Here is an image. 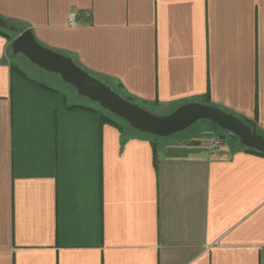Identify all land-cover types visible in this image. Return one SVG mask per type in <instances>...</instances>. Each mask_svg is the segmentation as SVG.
Here are the masks:
<instances>
[{"label":"crops","instance_id":"obj_1","mask_svg":"<svg viewBox=\"0 0 264 264\" xmlns=\"http://www.w3.org/2000/svg\"><path fill=\"white\" fill-rule=\"evenodd\" d=\"M0 16L135 99L264 135V0H0ZM9 50L0 34V264H264V155L229 134L205 147L216 128L155 144L100 122Z\"/></svg>","mask_w":264,"mask_h":264},{"label":"water","instance_id":"obj_2","mask_svg":"<svg viewBox=\"0 0 264 264\" xmlns=\"http://www.w3.org/2000/svg\"><path fill=\"white\" fill-rule=\"evenodd\" d=\"M0 28L18 32L11 42V55L23 54L30 62L47 72L58 74L72 85L79 95L97 103L102 109L125 120L129 126L141 133L157 137H168L180 132L198 120L205 119L236 137L240 144L264 153V135L257 133L255 126L237 116L207 103L191 101L177 105L166 114H154L133 103L103 81L99 80L71 57L40 44L30 28L16 27L0 16Z\"/></svg>","mask_w":264,"mask_h":264},{"label":"rangeland","instance_id":"obj_3","mask_svg":"<svg viewBox=\"0 0 264 264\" xmlns=\"http://www.w3.org/2000/svg\"><path fill=\"white\" fill-rule=\"evenodd\" d=\"M6 20H8V19H6ZM9 21H11L16 27L20 28L21 24L19 22L12 21V20H9ZM10 34L14 35L13 32H11ZM38 42L40 44H42L43 46L52 49L49 45L43 44L40 41H38ZM52 50H54V49H52ZM9 51L11 53V50H9ZM55 51H57V50H55ZM57 52H60V51H57ZM60 53H62V52H60ZM62 54L65 55V53H62ZM11 60H12V63L15 64L27 77L32 78V79L37 80V81H40V82H43V83H45V84H47L53 88H56L57 90L61 91L62 93H64L68 102L90 105V106L96 107L97 109L101 108L94 101H91L90 99H88L82 95H79L76 92L75 88L72 85L64 82L58 74L45 71L44 69H42V68L38 67L37 65L33 64L32 62H30L23 54H15L12 56ZM72 60L76 63V61L74 59H72ZM90 74L95 76L99 80L103 81L104 83H106L113 90L116 91V89H118L116 83L111 82V81H107L106 79H103L102 77H98V75H96L94 73H90ZM118 94H120L123 98L144 107L145 109L149 110L150 112H152L154 114L161 115V114L167 113V106L156 105L154 103H145V102L140 101L138 99H135L133 97H132V99H128V97L130 95H128L126 92L125 93L121 92ZM213 106H215V105H213ZM219 108H221V107H219ZM221 109H223L226 112H229L225 108H221ZM232 114H234V113H232ZM121 122L122 121H120V123ZM213 128H214V126H212L207 120L201 119V120H198L197 122H195L194 124H192L191 126H189L188 128H186L180 132H177L171 136H168V137L156 138L154 135H151V134H146V135L149 136L150 138L156 140L158 143L162 140L164 141V139L165 140L168 139V140H180L179 142L192 144L194 142H189V141H184V140H187V139L193 137L195 134H198L200 132H210ZM215 130H214L215 133L221 134V135H217V136L222 137V135H224L225 138L228 137L227 131L220 129L219 127H217ZM215 133H214V135H216ZM257 133H259V132L257 131Z\"/></svg>","mask_w":264,"mask_h":264},{"label":"trees","instance_id":"obj_4","mask_svg":"<svg viewBox=\"0 0 264 264\" xmlns=\"http://www.w3.org/2000/svg\"><path fill=\"white\" fill-rule=\"evenodd\" d=\"M8 21H9V19H8ZM26 29V28H25ZM11 32H13L14 33V35H11L10 33ZM0 34L1 35H3V36H5L6 38H7V40H8V42H9V47H10V50H11V42H12V40L14 39V37H16V35L18 34V32H15V31H12V30H8V29H3V28H0ZM77 65H79V64H77ZM80 66V65H79ZM81 67V66H80ZM11 69L12 70H15V71H17V72H19L20 74H22V75H25L15 64H11ZM117 85V87H118V89H116V91L118 92V93H121V92H124L125 93V91L123 90V88L121 87V85L120 84H116ZM128 99H132V97L131 96H129L128 97ZM154 104H156V105H158V103L155 101V103ZM69 107H83V108H85V109H88V110H91V111H94V112H96L98 115H99V119H100V122H103V121H107V122H109V123H112V124H115V125H118V126H120V124L122 125V124H125V125H127V127L129 128V129H131V130H133V131H137V130H135V129H133V128H131L130 126H129V124L125 121V120H123V119H121V118H119V117H117V116H115V115H113L112 113H110V112H108L107 110H104V109H102V108H100V109H97L96 107H93V106H90V105H85V104H81V103H74V104H72V105H70ZM176 107V106H175ZM175 107H170V106H167V113L168 112H170V111H172ZM205 120V119H204ZM120 121H122L121 123H120ZM208 121V120H207ZM212 126H214L213 125V123L212 122H210V121H208ZM245 123H247V124H249V125H251L250 124V122H247V121H244ZM137 132H139V131H137ZM139 133H141V132H139ZM144 134V133H143ZM146 134V133H145ZM227 134H229V133H227ZM156 138H158L157 136H155ZM237 141H238V139L236 138V137H234ZM164 141H168V139H164ZM155 144L157 143V141L155 140V142H154ZM238 143H239V141H238ZM239 145L241 146V147H243L246 151H249V152H252V153H256V154H259V155H264V153H262V152H260V151H257V150H255V149H253V148H249V147H246V146H244V145H242V144H240L239 143Z\"/></svg>","mask_w":264,"mask_h":264},{"label":"built area","instance_id":"obj_5","mask_svg":"<svg viewBox=\"0 0 264 264\" xmlns=\"http://www.w3.org/2000/svg\"><path fill=\"white\" fill-rule=\"evenodd\" d=\"M68 24L73 26L75 24V12H70L68 17ZM223 143V138L220 136H215L209 140V142L203 144L207 148H215L220 146ZM186 147H191L193 145L186 144Z\"/></svg>","mask_w":264,"mask_h":264}]
</instances>
